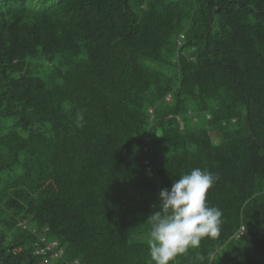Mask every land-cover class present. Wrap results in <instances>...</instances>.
Segmentation results:
<instances>
[{
  "label": "trees",
  "instance_id": "16d2710c",
  "mask_svg": "<svg viewBox=\"0 0 264 264\" xmlns=\"http://www.w3.org/2000/svg\"><path fill=\"white\" fill-rule=\"evenodd\" d=\"M195 168L221 231L172 264H264V0H0V264H153Z\"/></svg>",
  "mask_w": 264,
  "mask_h": 264
},
{
  "label": "clouds",
  "instance_id": "9594fccd",
  "mask_svg": "<svg viewBox=\"0 0 264 264\" xmlns=\"http://www.w3.org/2000/svg\"><path fill=\"white\" fill-rule=\"evenodd\" d=\"M82 112L76 115V126L83 127ZM218 177L200 168L181 174L170 190L159 192L158 211L149 216L148 248L153 264H172L175 258L191 248H198L205 237H218L222 211L211 206L207 193ZM199 256V261H204Z\"/></svg>",
  "mask_w": 264,
  "mask_h": 264
},
{
  "label": "built area",
  "instance_id": "2783aa9c",
  "mask_svg": "<svg viewBox=\"0 0 264 264\" xmlns=\"http://www.w3.org/2000/svg\"><path fill=\"white\" fill-rule=\"evenodd\" d=\"M242 230V229H241ZM57 244L54 243V242H51V243H48V244H45L43 247H41L38 251H37V254H40V255H45L47 253H51V252H54V256H57L59 254L55 253V248H56Z\"/></svg>",
  "mask_w": 264,
  "mask_h": 264
}]
</instances>
